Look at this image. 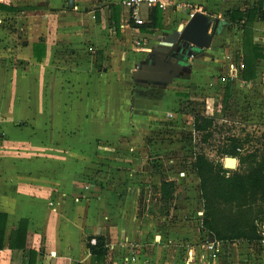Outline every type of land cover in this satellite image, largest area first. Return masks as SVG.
<instances>
[{"label":"crops","instance_id":"crops-1","mask_svg":"<svg viewBox=\"0 0 264 264\" xmlns=\"http://www.w3.org/2000/svg\"><path fill=\"white\" fill-rule=\"evenodd\" d=\"M181 1L219 18L222 28L210 48L174 73L161 64L165 59L158 66L142 61L161 38L182 29L188 9L142 5L145 23L137 25L124 0H75L74 8L68 0H0L14 9H0L12 27L0 36V264H91L86 241L96 235L116 246L105 264H121L130 248L137 261L124 264H264V245L220 242L215 253L201 227L165 229L160 209L156 217L139 208L138 173L152 170L145 159L151 149L140 144L179 111L189 85L221 69L224 52L239 54V65L229 69L232 90L251 93L250 108L260 102L264 112V57L255 76L243 79L244 31L226 14L264 0ZM253 39L264 46V21L253 22ZM107 140L120 143L113 158ZM22 220L23 241L25 233L14 234Z\"/></svg>","mask_w":264,"mask_h":264},{"label":"rangeland","instance_id":"rangeland-1","mask_svg":"<svg viewBox=\"0 0 264 264\" xmlns=\"http://www.w3.org/2000/svg\"><path fill=\"white\" fill-rule=\"evenodd\" d=\"M146 8V6H142V12L146 11ZM9 19L0 15V36L4 35L5 31L3 32V30L6 29L5 27H7L6 31L9 29L12 32V27L8 26L10 24ZM3 47L4 45L2 44L0 49ZM236 56V58H229L224 52L223 57L225 59L221 69L215 70L213 74H210L204 84H196L194 87L189 85V96L181 100L179 103L180 107L178 108L179 111H176V114L172 113L173 115L170 118H166V122L162 124L163 126L154 127L150 136L145 139L146 141H142L140 144V147L145 146L148 150L151 149L148 155L145 156V159L149 160L146 167L151 166L152 170L138 173L144 176L141 179L139 177V187L141 190L138 201L139 208L143 213L156 217L158 216L156 213L160 212L162 215H165L166 220L163 217L162 219L157 217L159 220L158 224L162 225L165 229L180 226L186 232H191L194 227H201L203 200L200 194L199 179L192 165L194 151L202 148L212 159L219 160L224 164L226 157L230 155H221L219 149L230 144L232 138L239 139L242 143L239 147L240 150H238L241 153L255 148L264 149V112L260 102H254L256 106L250 108L251 105L248 101H250L249 97L251 93L238 87L233 90L231 88L232 78L229 69L232 66L237 67L239 65V54H236ZM14 60L12 62L19 66V61ZM232 75L234 78L236 77V74ZM229 83L230 85H228ZM228 88L234 92L232 96L230 93L231 97L229 96V99L225 101ZM198 113L214 116L216 119L217 125L214 129V135L206 143H201L200 134L193 131V119ZM112 141L114 140H107L104 145L108 144V147L114 148V150H109L108 153V156L113 158L115 153H118L120 149V143ZM81 143V141L78 142L79 145ZM160 143L162 144L160 148H153L158 147L156 145ZM79 155L77 153V156ZM85 156L87 157V155ZM235 157L238 158V156ZM107 161L111 160L107 159ZM239 165L238 162L237 168ZM100 166L105 165L101 163ZM226 169L234 170L230 168ZM88 178L95 179L96 176L89 172ZM122 178L123 176H119L121 181ZM125 178L131 180L129 176H125ZM172 179H176L177 181H175L174 198L171 200L168 208H165L163 202L160 201L161 182ZM127 188L128 186L125 184V191H128ZM98 194L100 195V192ZM91 197L97 198L95 193ZM179 197L182 199H180L181 201ZM176 207L182 208L181 211L179 209L176 210ZM172 224H175V226L173 227ZM260 229L264 231V222L260 224ZM207 234L206 238L210 239L212 235H209L208 232ZM187 235L188 233L184 237H187ZM184 240L186 238H182V241ZM251 244H253L254 250H261L264 245L263 241L252 242ZM179 254L180 252L178 251L177 257H180Z\"/></svg>","mask_w":264,"mask_h":264},{"label":"trees","instance_id":"trees-1","mask_svg":"<svg viewBox=\"0 0 264 264\" xmlns=\"http://www.w3.org/2000/svg\"><path fill=\"white\" fill-rule=\"evenodd\" d=\"M2 10H14L8 5L0 3ZM159 14V10L156 11ZM231 25H237L244 31L245 56L243 58L242 77L251 79L255 76L256 62L264 57V46L254 43L253 22L258 19L264 21V5L259 3L244 10L227 12ZM39 44L34 45L35 53ZM36 58L41 56L35 54ZM229 88L225 101L229 99ZM214 116L196 114L193 119V131L200 134V142H208L214 135L216 127ZM232 142L219 149L223 156H238L239 167L229 170L219 160L212 159L202 148L194 151L193 168L199 179L200 194L203 200V215L201 229L212 235L215 242H235L244 240L248 243L262 242L264 231L260 224L264 222V149L255 148L246 152H239L242 145L239 139L232 138ZM176 183L173 180L161 182V202L168 208L174 198ZM22 229V230H21ZM26 221L20 223V230L14 234L23 233L22 241L26 239ZM93 239L95 242L93 243ZM11 245L19 246L12 240ZM86 245L92 253L91 264H105L108 254L107 239L104 235L88 237ZM26 246H21V248ZM30 253H34L30 250Z\"/></svg>","mask_w":264,"mask_h":264},{"label":"water","instance_id":"water-1","mask_svg":"<svg viewBox=\"0 0 264 264\" xmlns=\"http://www.w3.org/2000/svg\"><path fill=\"white\" fill-rule=\"evenodd\" d=\"M74 6L75 0H68V7L74 8ZM221 28L222 22L219 18H214L204 12H196L193 17H189L185 25H182L181 30L168 33L166 37L161 38L148 57L142 61V65L152 63L158 66L156 63L165 59L161 64L177 72L184 67V64L187 66L190 59H194L204 49L210 48ZM238 162L237 157L228 156L224 167L236 169Z\"/></svg>","mask_w":264,"mask_h":264},{"label":"built area","instance_id":"built-area-1","mask_svg":"<svg viewBox=\"0 0 264 264\" xmlns=\"http://www.w3.org/2000/svg\"><path fill=\"white\" fill-rule=\"evenodd\" d=\"M124 4L130 10V16L137 25H142L145 23V20L140 15V7L142 5L166 9L169 6V4L170 5L172 4L176 8L180 7V8L188 9L190 17H193L194 14L196 12H198L197 9L192 7L191 4H189L188 2L181 1V0H124ZM138 44H140V41L138 42ZM241 67L243 68V64L241 65ZM0 134L3 135L4 133L0 132ZM238 150H240V149H238ZM86 188L89 189V186H86ZM262 241L264 243V239ZM93 242H95V241H93ZM216 243H220V242H215L214 240L207 239L208 248L215 253L218 251V248L215 247ZM108 249H109L108 251H110L109 254H111V252L116 249V246L111 245V247H108ZM136 261H137L136 252L133 248H130L129 254L126 255L121 260V262H122L121 264L134 263ZM110 264H118V263L115 261L114 263L112 262Z\"/></svg>","mask_w":264,"mask_h":264},{"label":"bare ground","instance_id":"bare-ground-1","mask_svg":"<svg viewBox=\"0 0 264 264\" xmlns=\"http://www.w3.org/2000/svg\"><path fill=\"white\" fill-rule=\"evenodd\" d=\"M233 163V162H232Z\"/></svg>","mask_w":264,"mask_h":264}]
</instances>
